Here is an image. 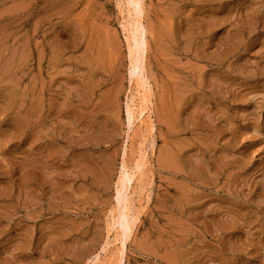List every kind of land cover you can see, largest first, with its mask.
<instances>
[{
	"label": "rangeland",
	"instance_id": "374dc122",
	"mask_svg": "<svg viewBox=\"0 0 264 264\" xmlns=\"http://www.w3.org/2000/svg\"><path fill=\"white\" fill-rule=\"evenodd\" d=\"M125 6L0 0V264H264V0H143L131 127Z\"/></svg>",
	"mask_w": 264,
	"mask_h": 264
},
{
	"label": "bare ground",
	"instance_id": "6f19581e",
	"mask_svg": "<svg viewBox=\"0 0 264 264\" xmlns=\"http://www.w3.org/2000/svg\"><path fill=\"white\" fill-rule=\"evenodd\" d=\"M126 4L127 7L126 6L125 7L128 9V13H129L127 14L128 16H130L132 20V22L129 24L130 26L129 31L131 32L130 34L131 37L128 36L129 55L131 58L130 60L131 66H129L130 78L131 81L136 78L139 83V85L137 83V85L139 86L138 101L135 103L134 102L135 99H134L133 102L130 101L131 103L127 102L128 104L125 109L128 125L131 127L135 123V119L136 120L142 119L146 115V113H148V110H150L148 106V104L150 103L149 100L150 96L147 95V89L149 88V84L147 81L148 78L146 79V76L144 75L145 70H143V65H144L143 58L145 54L144 47L146 45V35H145L146 33L143 23L141 22L142 12H143V0H126ZM148 115L147 117H149ZM141 166L142 164L138 163L136 164L135 167L129 168L128 166L123 164L120 172L121 175L118 182L117 191H116L117 192L116 198L118 202L117 215L113 217L111 226L112 229L116 231L115 235L117 238L115 242L120 245L119 247L123 255H124L123 251H125L126 249V242L128 241V238L131 237L130 235L133 230V221L138 217L137 214H139L137 212L136 215L132 213L135 211L131 210L132 206L129 198L130 196L129 190L131 188L132 182L135 179L136 173L141 170ZM123 255L121 257H123ZM96 260L99 261L98 256H96Z\"/></svg>",
	"mask_w": 264,
	"mask_h": 264
}]
</instances>
